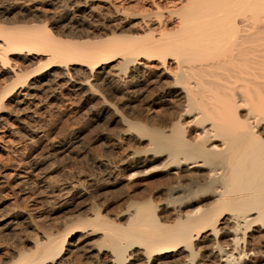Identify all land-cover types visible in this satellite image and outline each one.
<instances>
[{"label": "bare ground", "instance_id": "bare-ground-1", "mask_svg": "<svg viewBox=\"0 0 264 264\" xmlns=\"http://www.w3.org/2000/svg\"><path fill=\"white\" fill-rule=\"evenodd\" d=\"M118 1L0 7L1 128L48 140L39 118L58 92L119 124L97 180L39 170L65 139L28 176L0 168V188L35 199L14 217L30 249L5 264H264V0ZM76 200L86 216L55 217Z\"/></svg>", "mask_w": 264, "mask_h": 264}, {"label": "rangeland", "instance_id": "rangeland-1", "mask_svg": "<svg viewBox=\"0 0 264 264\" xmlns=\"http://www.w3.org/2000/svg\"><path fill=\"white\" fill-rule=\"evenodd\" d=\"M50 1L49 0H0V7L2 6L4 8L6 7L8 8L13 5L16 6L17 3L20 5L23 3L26 4L32 3L34 6L39 7L40 10L41 9L44 10L46 8H50L49 6ZM135 1L137 0L131 1V5H132L131 7L134 9V11L138 9V5L135 3ZM96 2L97 4L102 3L99 1H95L94 3ZM109 2L120 3L118 0H109ZM9 15L10 16L6 15L5 17H3L2 20H6L7 22H12L16 20L19 17V11L15 9L14 12H12ZM32 18L35 21L40 19L41 18L40 11H35L34 14H32V16L29 19ZM125 23H127V25L125 24V28H126L125 30L130 31V28L138 23V19L136 18L130 19ZM64 25L65 23L61 25L59 28L58 27L56 28L60 29ZM4 84L5 85L7 84V79L4 76L0 75V87L3 88L5 86ZM66 95L67 92L56 93V97H55L56 99L53 98L54 100L52 99V101H50L47 105L46 108L47 112L42 111L40 115L39 120L41 121H39L38 125H41L43 128H45L47 138L49 141L46 138H43L42 140L37 138L31 139L32 137L28 136L23 132L14 134L13 130L11 132V129L15 127V125H11L14 124L12 122L13 120L12 118L9 119L10 122L9 124L11 125L8 128L9 131L7 129H3L0 127V168L6 167L7 169L6 174L9 175V172L11 173L14 170L15 172H20L24 174V176H28L26 172H29L28 170H30L29 167H31L32 162L38 161L39 159L40 160L45 159L48 155L54 154L50 146L51 145L50 141L52 139L54 141H62L65 139L66 143L64 142L63 145L65 147H68V151L70 153L65 152V154L61 155L60 156L61 158L59 157L57 161L55 160L52 162L44 163L42 166H40L39 170L46 171V169L47 170L51 169L54 166V168L57 169V170L55 169L54 174H52L51 176V177L54 176L53 177L54 181L59 179H65L70 173H73V175L81 174L83 176L91 175L94 176V178L96 177L97 179L101 177L100 175L102 174V172L99 169L92 167L93 166L92 160L93 158L99 156H100L99 158L107 159L109 158L110 155L107 154V152L105 151L106 149L104 148L105 146H103L104 145L103 141L99 139L104 134L118 128L119 124L116 123L111 124L109 120L111 116L109 114L106 116L103 115L100 120L93 122L92 121L93 119L89 115L88 110L90 108H93L95 105H85L84 102L81 100V98L80 99L71 98L70 96L68 95L66 96ZM104 151L106 154L104 153ZM105 156H107V158ZM97 170H99L100 172ZM1 173L2 171H0V175ZM12 175H14V172H12L9 176ZM10 181L8 184H5L6 188L5 187L0 188V224L2 223V225H0V228H3L2 226L4 225V223L5 222L7 223V221H9L10 219L11 220L14 219V222L15 221L17 222H15L16 226H11L10 229L3 231L0 229V264L1 262L2 264H5L6 262H8L9 258H12V254H13L12 251L14 248H15L14 250L16 251H19L21 249L26 250L27 248H29V246L25 244L26 240L29 239L30 236L35 237L34 231H31V229L26 228L24 224L23 225L21 224L22 220H15L14 218V217L17 218L19 217L20 211H25V212L30 211L33 204H35V199L32 197L33 200L32 201L31 198H29L31 197L30 195L28 194L26 195L23 192H19L16 187L18 183L15 182L13 179ZM112 193L111 192L102 193L98 198L99 200H96L97 203L98 204L99 202L103 203L106 195L108 194L109 196V194L111 195ZM111 199H113V197ZM115 200L116 199H114V201ZM114 201H113V205L108 210L109 212L110 211L113 212L115 211V209L118 208L117 207L118 205L115 204L116 201L115 202ZM75 202L76 203L72 205L70 210H64L63 212L54 213V215L56 214L55 217H61V216L64 217L65 215L66 216L69 214L71 215V213L76 215L77 212L78 215L84 214V216H86L88 201L76 200ZM114 205L116 208L113 207ZM111 208L112 210L113 209L114 210L112 211ZM84 211H86V213H82ZM46 224L48 227L50 226L49 228L51 229L53 228L52 230H54V228L57 227V224H55L52 221L51 222L47 221Z\"/></svg>", "mask_w": 264, "mask_h": 264}]
</instances>
